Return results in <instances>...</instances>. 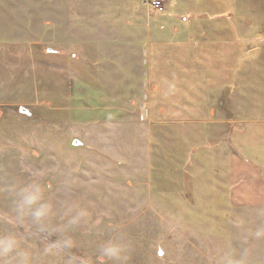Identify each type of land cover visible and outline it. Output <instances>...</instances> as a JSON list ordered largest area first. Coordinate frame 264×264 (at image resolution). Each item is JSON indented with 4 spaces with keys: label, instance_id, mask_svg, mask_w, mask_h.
Returning a JSON list of instances; mask_svg holds the SVG:
<instances>
[{
    "label": "rangeland",
    "instance_id": "rangeland-1",
    "mask_svg": "<svg viewBox=\"0 0 264 264\" xmlns=\"http://www.w3.org/2000/svg\"><path fill=\"white\" fill-rule=\"evenodd\" d=\"M165 2L158 13L145 0H0V233L22 236L34 264H99L100 246L120 237L127 264H217L228 250L264 261L246 248L251 224L242 235L245 223L222 205L212 178L221 157L204 152L212 143L192 153L149 122L144 51L145 24L226 21L263 39L242 67L260 73L264 0ZM34 179L53 202L88 209L71 249L45 254L46 235L15 220L13 187Z\"/></svg>",
    "mask_w": 264,
    "mask_h": 264
},
{
    "label": "crops",
    "instance_id": "crops-1",
    "mask_svg": "<svg viewBox=\"0 0 264 264\" xmlns=\"http://www.w3.org/2000/svg\"><path fill=\"white\" fill-rule=\"evenodd\" d=\"M163 23L144 27L147 118L162 127L161 139L168 134L163 127H171V141L191 143L190 152L212 143L204 152L221 157V176L213 171L212 178L222 205L245 223L242 235L251 224V254L264 253V235H256L264 229V69L242 70L255 60L260 41L244 38L226 21Z\"/></svg>",
    "mask_w": 264,
    "mask_h": 264
},
{
    "label": "clouds",
    "instance_id": "clouds-1",
    "mask_svg": "<svg viewBox=\"0 0 264 264\" xmlns=\"http://www.w3.org/2000/svg\"><path fill=\"white\" fill-rule=\"evenodd\" d=\"M15 199L12 203L14 218L19 223L28 221L37 231L45 234L48 242L44 253L52 254L74 246L72 231L86 221L90 215L88 209L76 202H53L47 198L50 186L39 179L24 184L18 190L13 187ZM264 235V229L256 232ZM22 236L14 233H0V264H34L32 252L23 247ZM127 245L123 238L109 239L99 248V264H127ZM217 264H248L247 251L239 256L231 250L225 251Z\"/></svg>",
    "mask_w": 264,
    "mask_h": 264
},
{
    "label": "built area",
    "instance_id": "built-area-1",
    "mask_svg": "<svg viewBox=\"0 0 264 264\" xmlns=\"http://www.w3.org/2000/svg\"><path fill=\"white\" fill-rule=\"evenodd\" d=\"M145 2L151 10L158 13H161L163 11L165 0H145Z\"/></svg>",
    "mask_w": 264,
    "mask_h": 264
},
{
    "label": "water",
    "instance_id": "water-1",
    "mask_svg": "<svg viewBox=\"0 0 264 264\" xmlns=\"http://www.w3.org/2000/svg\"><path fill=\"white\" fill-rule=\"evenodd\" d=\"M46 52H48V53H52L53 51H52L51 49L48 48V49H46ZM19 111H20L21 113H23V114L28 113V110H27L26 108H23V107H20V108H19ZM72 145H73V146H80V145H81V142L78 141V140H76V139H74V140H72ZM162 254H163V252H162L161 250H159L158 255H159V256H162Z\"/></svg>",
    "mask_w": 264,
    "mask_h": 264
},
{
    "label": "trees",
    "instance_id": "trees-1",
    "mask_svg": "<svg viewBox=\"0 0 264 264\" xmlns=\"http://www.w3.org/2000/svg\"><path fill=\"white\" fill-rule=\"evenodd\" d=\"M259 41H263V39H259Z\"/></svg>",
    "mask_w": 264,
    "mask_h": 264
}]
</instances>
